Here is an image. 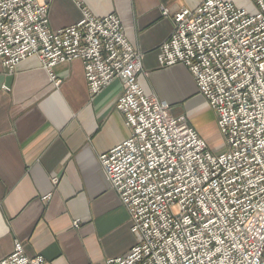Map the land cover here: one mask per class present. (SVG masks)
Instances as JSON below:
<instances>
[{"label":"built area","instance_id":"obj_1","mask_svg":"<svg viewBox=\"0 0 264 264\" xmlns=\"http://www.w3.org/2000/svg\"><path fill=\"white\" fill-rule=\"evenodd\" d=\"M50 1L0 0V63L11 72L37 58L49 71L79 60L91 96L122 81L116 109L130 136L99 163L136 242L103 264H264V0H251L254 11L201 0L174 15L159 49L160 67H186L213 111L226 145L218 155L138 87L141 54L118 17L83 10L77 24L52 31ZM0 264L46 262L16 243Z\"/></svg>","mask_w":264,"mask_h":264},{"label":"crops","instance_id":"obj_2","mask_svg":"<svg viewBox=\"0 0 264 264\" xmlns=\"http://www.w3.org/2000/svg\"><path fill=\"white\" fill-rule=\"evenodd\" d=\"M200 1L51 0L48 27L74 26L82 10L95 18L118 17L142 55L138 87L172 108L198 90L183 65L160 67L159 47L172 33L174 15ZM222 1L255 10L251 0ZM122 92L116 79L91 96L79 60L49 71L37 58L11 72L0 63V260L15 242L46 264H103L128 254L136 242L129 216L99 163L100 155L130 136L116 109ZM188 125L205 142L210 137L205 127Z\"/></svg>","mask_w":264,"mask_h":264},{"label":"rangeland","instance_id":"obj_3","mask_svg":"<svg viewBox=\"0 0 264 264\" xmlns=\"http://www.w3.org/2000/svg\"><path fill=\"white\" fill-rule=\"evenodd\" d=\"M48 11H49V8H48ZM122 30H123V27H122ZM123 34H124V31H123ZM124 37H125V35H124ZM125 39H126V37H125ZM159 49H160V47H159ZM141 58H142V55H141ZM141 70H142V68L140 69L139 74L141 73ZM170 114H171V116H173L175 118H177L179 116H183V118L186 120V122H188L190 125L192 124L197 129H198V126H200V125L205 127L207 129L208 135L210 136V137H208L206 143H207L209 151L212 154L218 155V154L224 153L226 151L225 141H224L223 137L221 136L218 128L216 127L217 125L215 126V122H216L215 115H214L213 111L210 109V107L208 106L205 99L199 93H197L196 95L193 94V95L189 96L183 102V104L173 106L172 108L170 107ZM53 184H55V183H53ZM46 199H48V198H44V200H46ZM78 225L79 224H77V227H75V225H74V228H78ZM16 243H19V242H15V244ZM15 244H14V247H15ZM14 247H13V250H14ZM22 249H23V247H22Z\"/></svg>","mask_w":264,"mask_h":264}]
</instances>
